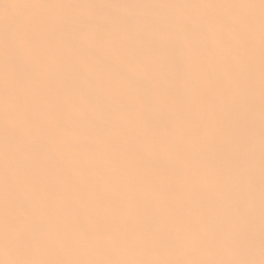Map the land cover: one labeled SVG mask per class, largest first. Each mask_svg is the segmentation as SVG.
I'll return each mask as SVG.
<instances>
[{
	"label": "bare ground",
	"instance_id": "obj_1",
	"mask_svg": "<svg viewBox=\"0 0 264 264\" xmlns=\"http://www.w3.org/2000/svg\"><path fill=\"white\" fill-rule=\"evenodd\" d=\"M0 264H264V0H0Z\"/></svg>",
	"mask_w": 264,
	"mask_h": 264
}]
</instances>
